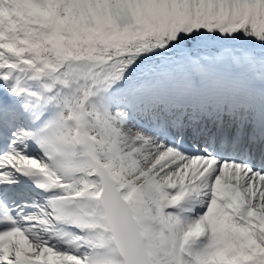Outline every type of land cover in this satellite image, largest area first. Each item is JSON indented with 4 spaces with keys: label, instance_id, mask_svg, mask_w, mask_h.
I'll return each instance as SVG.
<instances>
[{
    "label": "snow or ice",
    "instance_id": "snow-or-ice-1",
    "mask_svg": "<svg viewBox=\"0 0 264 264\" xmlns=\"http://www.w3.org/2000/svg\"><path fill=\"white\" fill-rule=\"evenodd\" d=\"M0 264H264V0H0Z\"/></svg>",
    "mask_w": 264,
    "mask_h": 264
}]
</instances>
